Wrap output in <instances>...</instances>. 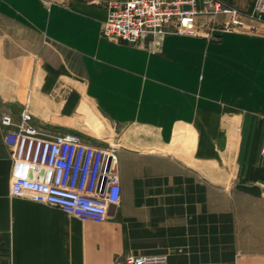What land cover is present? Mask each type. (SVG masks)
<instances>
[{"label":"crops","instance_id":"crops-1","mask_svg":"<svg viewBox=\"0 0 264 264\" xmlns=\"http://www.w3.org/2000/svg\"><path fill=\"white\" fill-rule=\"evenodd\" d=\"M103 1L0 0V114L113 146L119 181L101 221L12 197L0 127V264H264V27L216 15L214 37L166 33L150 51L99 35Z\"/></svg>","mask_w":264,"mask_h":264},{"label":"built area","instance_id":"built-area-1","mask_svg":"<svg viewBox=\"0 0 264 264\" xmlns=\"http://www.w3.org/2000/svg\"><path fill=\"white\" fill-rule=\"evenodd\" d=\"M197 15L206 19L195 21ZM216 15L226 17L219 23L221 30L256 32L264 27V0H254L247 15L218 0H109L99 35L127 44L149 37L148 49L153 51L166 33L214 37L203 25L215 24ZM30 119L25 108L16 120L0 114L2 142L14 168L10 196L55 206L81 220H103L107 206L119 196L114 147L85 145L74 132L47 133ZM120 264H166V256L126 253Z\"/></svg>","mask_w":264,"mask_h":264},{"label":"rangeland","instance_id":"rangeland-1","mask_svg":"<svg viewBox=\"0 0 264 264\" xmlns=\"http://www.w3.org/2000/svg\"><path fill=\"white\" fill-rule=\"evenodd\" d=\"M104 1L108 2L109 0H104ZM104 1H103V3H104ZM106 2H105V5H106Z\"/></svg>","mask_w":264,"mask_h":264}]
</instances>
